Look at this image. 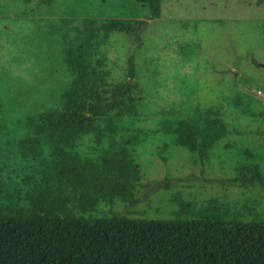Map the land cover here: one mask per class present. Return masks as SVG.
<instances>
[{
  "label": "rangeland",
  "instance_id": "obj_1",
  "mask_svg": "<svg viewBox=\"0 0 264 264\" xmlns=\"http://www.w3.org/2000/svg\"><path fill=\"white\" fill-rule=\"evenodd\" d=\"M39 1L0 0V206L28 208L23 179L37 162L20 156L19 142L30 135L29 118L59 111L72 80L63 50L85 18L77 0ZM99 1L107 4L94 17L98 41L108 18L147 22L140 45L112 33L92 52L94 64L104 59L109 85L131 88L137 114L114 117L115 139L141 178L132 190L136 204L117 199L86 217L175 219L181 198L191 211L217 201L229 217L263 222L264 185L239 181L251 171L264 178L262 0H161L156 18L133 0ZM131 56L133 79L127 76ZM207 118L226 123L230 133L204 157L177 147L175 136L164 132L183 119L201 128ZM108 148L107 141L97 146L84 135L74 153L95 159Z\"/></svg>",
  "mask_w": 264,
  "mask_h": 264
},
{
  "label": "trees",
  "instance_id": "obj_2",
  "mask_svg": "<svg viewBox=\"0 0 264 264\" xmlns=\"http://www.w3.org/2000/svg\"><path fill=\"white\" fill-rule=\"evenodd\" d=\"M133 1L148 9L150 18L160 15L161 0ZM44 2L48 4H38ZM106 4L77 0L74 7L85 18L63 50L70 87L59 111L27 121L30 135L19 142L20 156L37 165L23 179L29 186L22 198L28 208L0 206V264H264V221L229 217L217 201L195 212L179 198L175 202L181 216L175 219L86 217L117 199L136 204L132 190L141 178L129 150L115 139L119 129L114 117L137 114L131 88L127 83L109 85L104 59L94 64L92 52L112 33L129 35L140 45L147 22L108 18L98 41L94 17ZM127 76L135 77L133 56ZM164 132L175 136L177 147L204 157L230 130L219 119L207 118L201 128L183 119ZM84 135H92L97 146L107 141L109 148L95 159H82L74 149ZM44 150L47 157L42 159ZM239 181L264 185L256 171Z\"/></svg>",
  "mask_w": 264,
  "mask_h": 264
},
{
  "label": "built area",
  "instance_id": "obj_3",
  "mask_svg": "<svg viewBox=\"0 0 264 264\" xmlns=\"http://www.w3.org/2000/svg\"><path fill=\"white\" fill-rule=\"evenodd\" d=\"M259 93L260 94L264 93V90L263 89H259Z\"/></svg>",
  "mask_w": 264,
  "mask_h": 264
},
{
  "label": "water",
  "instance_id": "obj_4",
  "mask_svg": "<svg viewBox=\"0 0 264 264\" xmlns=\"http://www.w3.org/2000/svg\"><path fill=\"white\" fill-rule=\"evenodd\" d=\"M264 67V65H262Z\"/></svg>",
  "mask_w": 264,
  "mask_h": 264
}]
</instances>
